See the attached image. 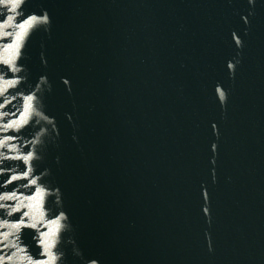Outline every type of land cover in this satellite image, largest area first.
Masks as SVG:
<instances>
[{
    "label": "water",
    "instance_id": "95a60500",
    "mask_svg": "<svg viewBox=\"0 0 264 264\" xmlns=\"http://www.w3.org/2000/svg\"><path fill=\"white\" fill-rule=\"evenodd\" d=\"M32 176L13 264H264V0H72Z\"/></svg>",
    "mask_w": 264,
    "mask_h": 264
},
{
    "label": "snow or ice",
    "instance_id": "6c2138e0",
    "mask_svg": "<svg viewBox=\"0 0 264 264\" xmlns=\"http://www.w3.org/2000/svg\"><path fill=\"white\" fill-rule=\"evenodd\" d=\"M24 3L25 0H0V6H3V8H0V11L4 9L7 10V15H5L2 19H0V29H2L4 26H9L13 23L19 25L15 33L0 32V39L4 37H12L4 44L5 48L10 47L11 45H18L19 41L23 38L26 29L31 28L33 26L30 22L34 23L36 21H43L48 19L47 14L40 15L35 11H24L22 7ZM235 39L237 40V42H239L240 38L237 35ZM5 63L8 64V68L5 69L3 72H0V77H3V80L0 81V92H3L9 86L17 85V82L21 79L20 76L13 75V73L17 70L18 65L12 63L11 60H7L5 61ZM229 63L231 64V61ZM41 79H43V77ZM20 95L23 97L25 103L19 111H17L14 106L12 107L11 111L15 112L16 115L14 116L13 119H9L4 122L5 130L8 127L11 126L19 127L20 123H26L27 114H30L36 110L33 108V103L37 98V89H32L27 93H20ZM221 96H223V92H221ZM14 98L15 97L10 95L8 96L7 99L0 100V107L9 104V101L13 100ZM2 115H5V113L0 112V116ZM40 115H43V113H40ZM22 117H24V119H21ZM14 138L15 137H10V136L0 138V144H3L4 140L14 139ZM25 143H27V141H25ZM7 147L15 148L16 145L8 144ZM4 155L9 157H23L25 161H28L29 158L33 156V153L31 151H28L27 153L6 152L4 153ZM0 171H4V169H0ZM28 176H29L28 168H25L24 171L12 172V174L9 175L7 179H4L2 183L3 185L7 186L9 185L10 181H12L15 178L28 177ZM28 182L33 185H37L36 176H32L31 180ZM30 195H35V191H32ZM0 197H4V198L21 197L26 199V197H24L22 193L16 192L15 188H13L12 191H5L3 193H0ZM22 207L23 205L20 204L19 200H17L16 203L13 205H6V204L0 205V208H6L9 214L12 212L17 213V218L10 220L5 215L4 218L0 220V226L12 225L16 229V231H13L11 228H5L4 231L0 232V264H6V262H12L15 254L17 253L20 254L21 258L27 254L29 245L27 244L26 241L22 239V234L20 236L16 234L19 231L20 226H24V225H30L31 227L38 226V225H32L29 220L25 219L28 213L27 211H21ZM0 215H3V213L0 212ZM65 216H66L65 212H59L56 215H53L52 219L59 220ZM44 223L47 224L48 221H45ZM44 231L46 232L47 228H45ZM43 235L44 232H41V236ZM35 243L43 245L44 241L40 239V240H36ZM51 255L52 258L55 259V253H52ZM42 259L47 260L48 258L43 257ZM86 260H87V264H99L98 257L92 258L91 256H89L86 257ZM33 264H42V260L35 259L33 260Z\"/></svg>",
    "mask_w": 264,
    "mask_h": 264
}]
</instances>
